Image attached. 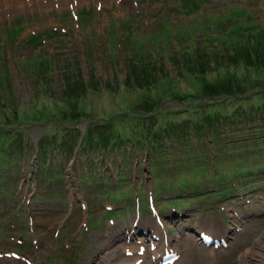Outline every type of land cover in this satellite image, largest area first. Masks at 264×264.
<instances>
[{"label":"rangeland","instance_id":"obj_1","mask_svg":"<svg viewBox=\"0 0 264 264\" xmlns=\"http://www.w3.org/2000/svg\"><path fill=\"white\" fill-rule=\"evenodd\" d=\"M190 2L0 0V105L18 100L19 116L33 113L20 122L24 159L0 191V264H264V170L257 171L264 140L250 131L264 127V100L228 102L220 93L181 104L176 97L206 82L243 95L264 89L256 82L264 81V0H196L199 7L188 10ZM14 24L16 33L8 30ZM239 81L245 85L235 88ZM67 94L75 101L63 100ZM149 98L163 99L142 109ZM190 103L201 104L199 122L149 128L168 108L180 112L176 120L188 116L181 106ZM36 109L48 117L38 120ZM121 127L128 128L123 138ZM217 139L227 148L219 155L210 145ZM153 147L166 174L151 187ZM201 147L209 154L192 156ZM186 149L205 165L190 159L169 171ZM246 166L254 171L243 182L230 173L224 184L225 168ZM184 175L196 177L180 184ZM220 176L225 191L250 185L253 196L220 194ZM202 230L230 238L205 243ZM165 252L174 259L159 263Z\"/></svg>","mask_w":264,"mask_h":264},{"label":"trees","instance_id":"obj_2","mask_svg":"<svg viewBox=\"0 0 264 264\" xmlns=\"http://www.w3.org/2000/svg\"><path fill=\"white\" fill-rule=\"evenodd\" d=\"M189 5H191V6L188 7V10H194V9H197L199 7V5L196 3V0H191ZM189 5H184V6L186 7ZM240 8L243 9L244 7L241 5ZM184 10H185V8H184ZM81 13H82V11H80L78 13V15H80ZM84 13H87V11L84 10ZM240 25L241 24L237 23V25H235L236 27L231 31L232 32L237 31V30L239 31ZM8 30L9 31L14 30L16 33L19 30V25L14 24L12 27H9ZM111 30H113V28ZM163 30H164V28L162 29V31ZM246 30H247V28H244L240 32H245ZM117 34L118 33L116 32L115 35H117ZM147 34L154 35V33L151 31L148 32ZM30 39L35 40L36 36H31ZM251 41H254V39ZM234 44H235V42H234ZM240 47H242V46H240ZM244 49L245 48L242 47V50H244ZM232 52H234V51H232ZM33 56H34V54H33ZM185 58H186V56H185ZM38 60H39V58H38ZM43 60L45 62L49 61L47 56H44ZM4 72H6L4 69V65H3V63H0V74H3ZM256 82L264 83L263 79H257ZM224 83L225 82L217 81V82H214L212 84H207V82H206V84L202 87L201 90H195L193 92H188L186 94V97L184 95L176 96L172 92H169V94H167L166 96H169V97L176 96V97L180 98L179 102L181 104L186 101L185 99L187 97H190L192 99L200 98V97L209 98L213 95L220 94V93H228L227 97H226L228 102H231L234 100L236 101L239 99V100H242V102H246V101H250V103L255 102L254 104H256V106H257L258 104L262 103L264 100V89H260L257 91H251L245 95L240 94V93H231V92H233L232 89H230L228 91L218 90V87L220 85H223ZM212 85L215 86L216 88L214 87L213 89H211V88L204 89L207 87H211ZM244 85H245V83H243V81H239L238 85L236 83L234 87L238 88L237 86L243 87ZM74 96H76V95L67 94L62 99L72 102V101H75V100H71ZM2 97L6 98V100L9 99L8 94H6V96L2 95ZM162 99H159L156 102H153L151 98L146 99L147 105L142 107V109H144L146 106H150L151 108H154L160 104ZM15 101L16 102H13L12 104H9L8 102L3 101V103H2L3 105L2 106L0 105V191H4L6 188L10 187V185L12 184V180L15 177L14 175L18 172V170L21 166V163L24 159V152H25V150L28 149V142H26L24 140L25 138L21 134L22 129L20 127V122H29L26 119L28 118V116H33V113L31 115H29L30 112H27V110L25 109V110H23L22 115L19 116L18 111H17V107H18V104L21 102H18V100H15ZM222 103H224V101H219V102H216L215 104L220 105ZM200 106H201V104H199V103H192V104L190 103V104H185V105L181 106L183 110H187L190 113L188 114V116L185 115V117L183 116L177 120H176V115L179 114L180 112H178L177 109L171 110L168 108L167 110L164 111V114H162L161 117H159L158 119L153 118V120L149 121V124H150L149 128L152 129L154 126H156V127H158V126L167 127V126H171L173 124L183 123L186 120V118L187 119L190 118V119H193V120H196L199 122L204 115L201 113V110L199 109ZM224 107H225V105H222L221 108H224ZM241 108H245V106L244 107L241 106ZM163 109H165V108L163 107ZM36 110H38V109H36ZM129 111H131V110H129ZM38 112H39L38 113V118H39L38 120L44 121L45 118L48 117V116H45V114L43 113L42 110L41 111L38 110ZM207 112L208 111H203V113H207ZM194 115H196V116H194ZM258 121H260V119ZM123 122H125V121H123ZM256 125H257V127H254L253 129L250 130V131H254V133H253L254 135H252L254 137L253 139L264 140V127H260V125H258V124H256ZM127 129L128 128L121 127V130L117 132V136H119L121 138V136L126 133ZM85 131H86V128H85ZM247 134H249V133H247ZM243 136H246V135L244 134ZM243 136L240 137L239 139H241V138L245 139V137H243ZM122 138H123V136H122ZM257 140L255 143L252 144L253 146L259 145V144H257ZM179 145L180 146L185 145L187 148L189 147V145L187 143H185V144L179 143ZM210 145H211V148L214 147L213 152L215 154H218V152L225 151L227 149V148H218L217 147V146H219V139H217V142L215 140H213L212 142H210ZM186 151H187V149H186ZM38 152L39 153H38L36 159H37L38 164H39L38 169L41 170V168H42L41 164L43 162L41 157L44 158V156H43L44 154L42 153V144L41 143L38 144ZM148 152H149V154L147 155V162H146L147 167L146 168L149 172V174H148L149 177L152 178L151 179V182H152L153 179L155 178V175H158L160 171L161 172L163 171L164 174H166L164 171L165 170L164 169L165 164L162 161L164 158V155L160 154L159 147L157 149H155L153 147ZM197 153L204 154V155L209 154L207 151H205L204 147L198 148L196 154H194V155H192L191 152H189V151L182 152V153L178 152V154L174 157L173 164H172L169 171H173V172L175 171L176 172L179 169L183 170V168H181L180 166L184 165L185 163L190 161V159H194V163H197L196 165L202 164V167H203L205 165V163H201L197 159V157H195V158L191 157V155L195 156V155H197ZM167 167H170V165H168ZM155 168H156V170H154ZM176 168H178V169H176ZM233 169L234 168H231V169L225 168L224 169V172L222 173V175H225L224 176L226 179V180H224L225 185L227 184V182L229 180H233L231 177L227 176L230 173L231 174L235 173V175H237L235 178L238 179V182L240 183V182H243V181L239 180L242 176H244L245 174H249V173L254 171L249 166L240 168L237 171L235 169H234L235 171H233ZM157 170H159V171H157ZM226 170L229 172L226 173ZM263 170H264V166H260L257 171L261 172ZM218 171H219V169H218ZM154 172H156V173H154ZM181 172H183V171H181ZM206 172H207V169H206V171H201V172L197 173L196 175L201 174V173H206ZM195 177H190V176L184 175L180 179V184H185L187 182V180H189V179L194 180L193 178H195ZM222 177L223 176H220L219 180H217L216 183H215V180L213 178V182L215 183V186H217V187L223 186V181H221ZM174 185H175V183H174ZM179 188H185V187H179ZM252 188H253V186H250V185H242L240 187V189H236V190L233 189L232 191H225L223 188V189H221V191L219 193L223 194V195L229 193V194L235 195V196L236 195H245L246 197H252L253 195L251 192H253V189H255V188H253V189ZM175 198L170 200V202L172 204H176V200L180 202V199H175Z\"/></svg>","mask_w":264,"mask_h":264},{"label":"bare ground","instance_id":"obj_3","mask_svg":"<svg viewBox=\"0 0 264 264\" xmlns=\"http://www.w3.org/2000/svg\"><path fill=\"white\" fill-rule=\"evenodd\" d=\"M14 1V0H13ZM39 1V0H38ZM31 3V2H30ZM33 4V3H32ZM248 251V250H247ZM184 258V257H183ZM182 258V259H183ZM137 260V259H136ZM181 260V259H180ZM179 261V260H178ZM138 262H139V260H138ZM183 262V261H182ZM185 262V261H184ZM187 262H189V261H187ZM125 263H128L127 261H121V262H119L118 264H125ZM186 263V262H185ZM139 264V263H138Z\"/></svg>","mask_w":264,"mask_h":264}]
</instances>
